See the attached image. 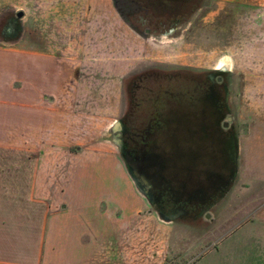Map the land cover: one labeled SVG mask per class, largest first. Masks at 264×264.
<instances>
[{"label":"crops","instance_id":"obj_1","mask_svg":"<svg viewBox=\"0 0 264 264\" xmlns=\"http://www.w3.org/2000/svg\"><path fill=\"white\" fill-rule=\"evenodd\" d=\"M59 12L63 38L24 29L0 46V264H166L181 228L137 184L118 137L126 80L152 59V36L118 0ZM243 153L247 175L264 179V139ZM255 212L264 219V201ZM226 236L195 264H264V227L252 249L215 245Z\"/></svg>","mask_w":264,"mask_h":264},{"label":"rangeland","instance_id":"obj_2","mask_svg":"<svg viewBox=\"0 0 264 264\" xmlns=\"http://www.w3.org/2000/svg\"><path fill=\"white\" fill-rule=\"evenodd\" d=\"M74 1L0 0V46H11L24 29L28 39L36 30L57 31L63 38L68 17L59 9ZM118 4L130 24L151 35L154 43L152 59L126 80L118 137H123L125 124L132 134L144 130L166 96H190L208 84L211 74L225 77L226 86L221 88L235 130L236 175L206 213L196 218L175 216L181 232L166 264H195L200 251L206 253V262L212 256L207 249L225 234L215 245L256 248L257 231L264 227V219L255 216L264 201V179L247 175L255 170L244 153L242 157L241 146L264 139V0H118ZM19 11L24 13L19 16ZM160 53L163 59L158 58ZM120 150L128 165L122 146Z\"/></svg>","mask_w":264,"mask_h":264},{"label":"flooded vegetation","instance_id":"obj_3","mask_svg":"<svg viewBox=\"0 0 264 264\" xmlns=\"http://www.w3.org/2000/svg\"><path fill=\"white\" fill-rule=\"evenodd\" d=\"M210 77L190 96H166L144 130L132 134L127 124L123 128L120 143L127 163L164 216L206 213L233 171L235 130L221 88L225 77Z\"/></svg>","mask_w":264,"mask_h":264},{"label":"water","instance_id":"obj_4","mask_svg":"<svg viewBox=\"0 0 264 264\" xmlns=\"http://www.w3.org/2000/svg\"><path fill=\"white\" fill-rule=\"evenodd\" d=\"M24 12L23 11H19L18 12V15L19 16H21L22 14H23ZM229 118H232V116H230ZM233 150H234V146H233ZM238 157V155H237V150H235V151H233V159L236 161V158ZM133 173V172H132ZM133 175H134V178H135V174L133 173ZM236 175V169H235V166H233V171L231 172V174H230V178H229V180L227 181V186L228 185H230L231 184V181H232V179H233V177ZM136 182H137V184L139 185V186H141L142 188H144V185L142 184V183H140V182H138V180L136 179ZM207 215H210V213L209 212H207Z\"/></svg>","mask_w":264,"mask_h":264}]
</instances>
